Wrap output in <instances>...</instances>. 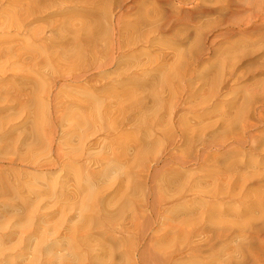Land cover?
Instances as JSON below:
<instances>
[{
    "label": "bare ground",
    "instance_id": "1",
    "mask_svg": "<svg viewBox=\"0 0 264 264\" xmlns=\"http://www.w3.org/2000/svg\"><path fill=\"white\" fill-rule=\"evenodd\" d=\"M245 9L236 6L235 11L230 15L228 13L227 22L246 14ZM201 10L203 15L211 13L209 9ZM78 17L74 40L39 39L40 49L35 56L37 65L42 66L45 60L47 65H52L50 54L54 51L68 65L70 62L79 63L78 32L90 27L92 22L88 25L84 22L86 16L83 18L79 14ZM188 17L192 18L190 14ZM14 20L9 28L0 24V264H119L118 254L127 264H144L146 256L140 249L145 238H137L136 230L140 226L139 216L145 218L151 213L156 216L154 225L160 227L152 232L149 245L159 254L158 257H163H160L164 260H161L163 264L241 262L246 254V232L250 228L236 220L241 215L229 214L234 203L243 207L244 212L250 209L248 205L245 206L252 194L249 176L264 161L263 145L260 147L261 153H258L260 159H253L244 153L242 157L216 161L221 167L218 170H224L227 178H219L216 172L209 171L203 180H211L206 181L211 190L203 192V195H198L192 181L181 180L176 186L174 182L178 176L174 170L172 173L170 170V174L167 171L168 174L162 179L168 194L155 205V201L149 200L150 192L146 202L143 200L145 207L142 206L144 208L139 212L134 193L136 189L151 190L150 185L156 181L153 167L164 158L155 155L162 144V135L172 137L173 141L168 143L172 147L169 156H176L177 140L191 141L194 129L189 120H184V115H180L178 110L169 112L166 109V112L162 107L164 105H159L164 102V97L157 96L159 94L156 95L153 110H141L137 115L142 116L138 117L140 120L137 116V119L134 118L132 103L138 93L147 89L142 77L154 73L149 74L142 67H136L137 71L130 67L132 73L124 74L125 77L118 81L91 84L86 88L81 87L83 89L70 87L75 80L72 71L61 76L64 82L54 87H46L44 81H37L33 77L22 79L14 74L10 77V84L6 83L4 79L9 77L7 60L16 56L5 60V53L17 54L20 51V40L14 31H20V25L27 28L35 24L34 21L28 22V14L22 17L17 15ZM79 26L82 28L78 29ZM120 27L117 30L122 37ZM143 40L145 38L141 42ZM132 41L130 47L122 43L118 51H133L132 47L138 46L139 41L137 38ZM174 50V59L165 57L166 61L158 63V75L170 74L175 65L172 61L184 59L181 45H176ZM135 55L122 57L126 56L129 60L140 57L139 53ZM148 61L146 64L150 63ZM182 65L184 63L181 62L180 67ZM162 78L151 80L153 83L150 84L154 85L152 89L165 83L161 81ZM170 83L176 85L175 80ZM166 89L162 92L166 93ZM228 102L229 113L220 117L224 126L230 128L238 105L235 101ZM220 103L224 104L219 101L214 106L217 110L222 106ZM177 104L176 107H179ZM120 120L123 121L122 125ZM139 124L151 127L148 126V130H145L146 127L138 129ZM252 127L251 124L245 125L238 136H233L234 143L244 145ZM39 147L42 149L39 150ZM52 167H57L58 171L52 174L50 181L44 179L45 175L40 177L35 173L50 171L48 169ZM209 234L213 236H207ZM263 235L264 232L259 239H263Z\"/></svg>",
    "mask_w": 264,
    "mask_h": 264
},
{
    "label": "rangeland",
    "instance_id": "2",
    "mask_svg": "<svg viewBox=\"0 0 264 264\" xmlns=\"http://www.w3.org/2000/svg\"><path fill=\"white\" fill-rule=\"evenodd\" d=\"M236 6L246 8L247 12L239 16L240 18L233 17V20L231 18L228 23L227 19L231 12L235 11ZM201 9H209L211 13L203 15ZM0 13H3L0 16V24L2 23L7 28L13 24L17 15L22 17L28 14V22L34 21L35 23L34 27L31 25L27 28L20 25V31H14L20 40L18 42L20 51L17 54L5 53V60L16 56L7 60L6 70L9 77L6 76L4 79L6 83L10 84V77L14 74L22 79L33 77L37 81H44L46 87H54L64 82L62 77L72 71L75 80L70 87L83 89L91 84L102 85L115 82L117 79L124 78L126 74L132 73L131 68L134 67L133 70L137 71L138 68L136 69V67H142L144 71L147 69L149 74L153 72L155 74L142 77V81L147 84V89L138 93L139 95L133 101L134 104L132 103L131 112L135 116L134 118L139 117L137 115L142 112L141 110H153L156 98L160 96L164 97L163 104L162 102L159 104L160 106L164 105L162 106L164 110L169 109V112L175 110L177 112L178 110L180 115H184V120H189L188 122L194 129L190 138L191 141L177 140L176 156H169L170 149H172L169 145L173 141L172 137L162 135L161 138L159 136L162 144L156 149L155 155L164 156V158L153 167L156 181L150 185L152 191L136 189L134 193L139 212L145 207V200L146 197L148 199L150 192L151 197L149 198L151 199L149 200H151L150 202L155 201V205H158V202L162 201L164 196L168 194L162 177L172 173V170L178 176L176 178L179 180L178 182L174 179L176 186L181 180L183 182L192 181V184L196 186L198 195H203V192L211 190V186L209 187L207 183L211 180H203V176H206L209 171L216 172V176L219 178H227L224 170H218L221 167L216 161L222 162L223 159L226 160L225 158L235 156L242 157L244 153L249 154L253 159L261 158L258 153H261L262 149L264 150V100L262 99L264 98V0H0ZM79 14L83 18L86 16L83 20L88 25L92 22L90 27L78 32L77 40L81 41V44L77 41L78 46H80L78 53H81L79 63L71 64L70 62L69 65H71L69 66L59 58V53L54 51L50 54L53 60L52 65H47L46 60L42 66L37 65L35 56L40 49L39 39L62 40L65 38L70 41L74 40L73 32L76 29ZM188 14L192 18H189ZM116 25H118L117 27L121 26L122 37L119 35ZM77 28L81 29L82 26ZM59 33L60 35H58ZM120 38L123 39L120 40ZM136 38L141 47L137 44L138 46L132 47V49L137 48L136 50L128 51L126 49L128 53L118 51V46H122V43L130 47L132 45L131 40L134 41ZM143 38L145 40L141 42ZM178 44L184 50V59L179 62L177 59L172 61L175 62V65L170 74L158 75L160 73L157 71L160 69L159 64L163 60H167L165 57L171 60L175 58L174 48ZM136 53L140 54L139 58H130L131 60H129V58L126 59V56L122 57V55L131 54L136 56ZM143 54L146 58L145 56L141 58ZM159 56L160 58L163 57L162 60L158 58ZM147 61L150 63L146 64ZM181 62L184 65L180 67ZM154 76L159 78L158 80L163 77L161 81L165 83L152 89L154 85L150 82L153 83ZM167 77L170 81L175 80L176 85L168 82ZM165 89L166 93H163L162 91ZM216 92L217 94L214 95ZM218 94H220V98ZM227 100L230 103L235 101L238 105L235 113L236 118L233 119L234 122L230 128L224 126L225 124L221 122L220 117V115L229 113L230 108L227 106V104L229 105ZM167 101L168 103H165ZM219 101L224 104L220 103L223 107H218L217 110L214 106ZM174 103H178L177 106L179 107H176ZM225 103L227 107H224ZM167 110L166 112H168ZM120 121L119 123L122 125L123 121ZM250 124L254 128L249 129V135L247 134L246 137L247 142L241 146L236 145L232 139L233 136H238L237 134L242 132L243 127ZM139 125H137L138 129L146 127L144 129L148 130L151 127L148 124ZM108 127L106 126V128ZM257 146H259V151ZM41 149L39 147V150ZM262 155L264 156V153ZM48 170L50 171L43 172L44 170H40L35 173L40 177L45 175L44 179L50 181L52 174H56L58 168L52 167ZM167 171L168 173H166ZM253 172L251 174L254 177H251L250 174L248 181L252 192L249 199L252 200L248 199L245 204L251 210L244 212L243 207H238L234 203L235 206H231V214H229L241 215L236 220H239L243 225H248L246 226L248 229L250 228L246 232L248 236L247 245L244 249L246 254L241 262L238 261L241 264H264V237L259 239V235L264 232V161ZM249 211H252L251 214ZM155 217L154 213L145 218L139 216L138 223L140 226L136 230V236L140 239L145 238L146 241L143 242L144 244L140 249L146 256L144 264H163L161 262L163 257L160 256L162 259L158 257L159 254L153 251L154 249L149 245L152 232L160 227L154 225ZM207 236L212 237L213 234ZM117 261L119 264H127L121 260L120 254L117 256ZM162 261L164 262V260ZM238 262L233 264H240Z\"/></svg>",
    "mask_w": 264,
    "mask_h": 264
}]
</instances>
